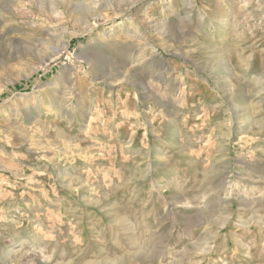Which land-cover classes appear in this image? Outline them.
I'll use <instances>...</instances> for the list:
<instances>
[{"label":"rangeland","instance_id":"obj_1","mask_svg":"<svg viewBox=\"0 0 264 264\" xmlns=\"http://www.w3.org/2000/svg\"><path fill=\"white\" fill-rule=\"evenodd\" d=\"M103 259L264 264V0H0V264Z\"/></svg>","mask_w":264,"mask_h":264},{"label":"bare ground","instance_id":"obj_2","mask_svg":"<svg viewBox=\"0 0 264 264\" xmlns=\"http://www.w3.org/2000/svg\"><path fill=\"white\" fill-rule=\"evenodd\" d=\"M200 213V212H199ZM195 216V215H194ZM196 217V216H195ZM194 217V218H195ZM197 220V219H196ZM195 221V220H194ZM78 233V232H77ZM137 242V241H136ZM146 242V241H145ZM158 243V242H157ZM159 244V243H158ZM156 245V244H155ZM140 246V245H139ZM138 247V246H137ZM151 247V246H150ZM135 248V247H134ZM137 250V249H136ZM142 250V249H141ZM140 250V251H141ZM145 252V251H144ZM135 254V253H134ZM153 254V253H152ZM136 255V254H135ZM157 256V255H156ZM124 257V256H123ZM145 257H147V256H145ZM152 257H153V255H152ZM125 259V258H124ZM136 259V258H135ZM146 259V258H145ZM81 260V259H80ZM104 260V259H103ZM137 260V259H136ZM95 261V260H94ZM126 261V260H125ZM126 263V262H125ZM86 264H116V263H114V261L112 262V261H110V260H104V261H102V262H100V263H95V262H89V263H86ZM130 264V263H129Z\"/></svg>","mask_w":264,"mask_h":264}]
</instances>
